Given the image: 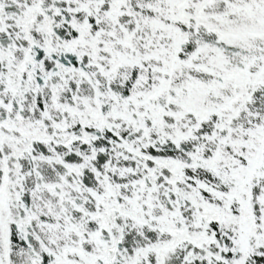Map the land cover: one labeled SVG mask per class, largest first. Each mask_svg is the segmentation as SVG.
<instances>
[{
  "label": "snow or ice",
  "instance_id": "obj_1",
  "mask_svg": "<svg viewBox=\"0 0 264 264\" xmlns=\"http://www.w3.org/2000/svg\"><path fill=\"white\" fill-rule=\"evenodd\" d=\"M0 264H264V0H0Z\"/></svg>",
  "mask_w": 264,
  "mask_h": 264
}]
</instances>
